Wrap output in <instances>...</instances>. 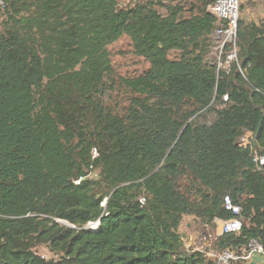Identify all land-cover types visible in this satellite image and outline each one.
Returning <instances> with one entry per match:
<instances>
[{"label":"trees","instance_id":"trees-1","mask_svg":"<svg viewBox=\"0 0 264 264\" xmlns=\"http://www.w3.org/2000/svg\"><path fill=\"white\" fill-rule=\"evenodd\" d=\"M168 1L0 0V264H216L179 229L234 219L226 197L243 228L216 252L264 250V22L239 18L238 63L218 72L215 0ZM124 36L139 77L114 74Z\"/></svg>","mask_w":264,"mask_h":264},{"label":"built area","instance_id":"built-area-1","mask_svg":"<svg viewBox=\"0 0 264 264\" xmlns=\"http://www.w3.org/2000/svg\"><path fill=\"white\" fill-rule=\"evenodd\" d=\"M240 7L241 0H215L207 8V11L217 20V27L212 36L215 44L210 58L213 61L212 63L217 67L218 72L229 73L232 66L238 63L237 37ZM224 99L227 101L228 97ZM251 137L252 134L247 133L240 142L241 146L245 148L251 146ZM252 158L256 170L264 176V154L253 151ZM144 202L145 200L142 199L141 203ZM224 205L225 209L234 216V219L218 221L220 225L219 235L240 233L243 228L241 219L242 208L234 205L229 197L225 198ZM256 254L264 255V250L256 240H252L247 248H230L209 256L207 254V258L214 260L216 264H242L250 262Z\"/></svg>","mask_w":264,"mask_h":264},{"label":"rangeland","instance_id":"rangeland-1","mask_svg":"<svg viewBox=\"0 0 264 264\" xmlns=\"http://www.w3.org/2000/svg\"><path fill=\"white\" fill-rule=\"evenodd\" d=\"M116 2L118 3L120 8H135L136 6H143L149 3L158 2L170 4V1L168 0H116ZM159 10L162 13H165L163 9L159 8ZM187 16H189L188 12ZM240 20H245L248 23H256L259 25L263 23L264 0H241ZM109 51L111 54L113 71L116 78L139 77L150 68V65L143 58H140L135 54L132 42L127 36H124L116 44L110 46ZM180 55V52H171L169 58L171 60H176L180 58ZM110 85L111 83L107 80L105 87L101 91V97L103 99H107L109 97V94H107V90L109 89ZM111 88L112 86L110 87V89ZM113 92L114 91H111L110 93L112 94ZM111 97L113 100L110 105H113L115 102V97H117V95L113 94L111 95ZM124 99H126V96H124ZM208 118L212 119V117ZM93 178H95V174L91 176V179ZM98 227V223L88 225L89 229L95 230L98 229ZM219 228L220 225H209L206 221H200L193 216H185L179 229V233L183 238L186 249H196L195 251L213 250L215 253H218L216 252L213 245L219 237ZM208 240L212 243L210 244V246H205L204 243ZM37 253L46 259H52L54 257V255L49 253V251L44 247L38 248Z\"/></svg>","mask_w":264,"mask_h":264},{"label":"crops","instance_id":"crops-1","mask_svg":"<svg viewBox=\"0 0 264 264\" xmlns=\"http://www.w3.org/2000/svg\"><path fill=\"white\" fill-rule=\"evenodd\" d=\"M216 225L219 226V222L217 221L216 222ZM212 242L211 241H206L204 243L205 246H210ZM205 249H209V248H205ZM196 250V249H195ZM201 250V249H200ZM215 252L213 250H207V254L208 256L211 255V254H214ZM242 264H264V255L263 254H256L252 260L250 262H244Z\"/></svg>","mask_w":264,"mask_h":264}]
</instances>
